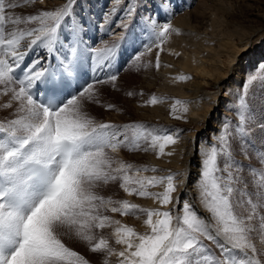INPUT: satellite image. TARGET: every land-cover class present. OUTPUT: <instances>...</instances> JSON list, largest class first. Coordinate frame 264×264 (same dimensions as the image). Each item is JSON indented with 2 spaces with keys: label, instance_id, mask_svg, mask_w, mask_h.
I'll return each mask as SVG.
<instances>
[{
  "label": "snow or ice",
  "instance_id": "6c2138e0",
  "mask_svg": "<svg viewBox=\"0 0 264 264\" xmlns=\"http://www.w3.org/2000/svg\"><path fill=\"white\" fill-rule=\"evenodd\" d=\"M31 2L24 0L25 5ZM115 2L121 4V0ZM78 4L79 0H68L59 10L30 15L27 21L38 22V27L12 30L6 35L8 21L12 25L21 24V19L6 14V9H15L19 4L17 0L7 4L0 0V86H3L0 94L9 98L0 107L11 108L17 103L18 114L6 125L0 123L3 134L0 138V264H90L84 255L66 245L62 239L65 236L79 240L91 253L103 254V264H109L108 257L112 256L117 257L118 264H264V247L257 248L250 238L253 234L264 235L261 231L264 215H260L258 227L252 224L259 213H264V171L259 173V183L249 191L252 181L241 173H255L256 169L251 165L244 169L235 161L232 147L235 142L241 155L248 157L254 130L251 125L264 131V114L258 118L245 99L257 76H250L242 86L245 95L239 99L240 124L235 132L227 131L226 125L219 137V150L214 146L210 153H205L200 199L209 217H200L187 202L180 209L183 215L175 218L176 224L169 211L140 209L146 213L144 224L150 232L137 233L119 220L103 215L102 210L126 216L133 214L138 206L105 199L94 189L119 181V187L127 195L152 198L164 207L173 202V193L178 191L175 176L137 178L140 171L147 169H136L137 177L130 176L132 165L120 163L113 168L115 161L109 153L122 148L147 152L158 147L157 155H162L166 146L178 143L179 133L137 125L97 124L90 117L81 100L94 99V84L86 83L72 90V81L78 77L75 46L70 49L74 58L65 56L60 60L57 56L62 47L58 43L60 30L66 18L75 14ZM158 6L167 7L165 0H159ZM123 7L127 10L121 20L126 40L131 25L125 21L134 18L138 7L131 0H126ZM112 12L105 14V24L111 23ZM83 26L81 22L80 27ZM78 31L79 28L73 29ZM172 31L175 29L167 23L154 28L156 48L162 51L161 45ZM35 48H40L43 55L25 64L27 55ZM94 52L100 68L119 54L115 45ZM49 56L52 68L46 66ZM155 66L159 70V53ZM117 80L118 75L113 73L107 79L97 78L95 83L115 85ZM150 102L155 105L157 99L153 97ZM253 151L258 163L264 165V148ZM218 156L223 157V168L218 166ZM165 182L163 193L148 191L150 186ZM175 199L179 203V198ZM238 208H243L247 215L238 213ZM114 224L117 225L113 233L115 243L123 246L121 251L111 247L106 238L97 239L94 234V229ZM201 237L213 242L214 247L209 248Z\"/></svg>",
  "mask_w": 264,
  "mask_h": 264
},
{
  "label": "bare ground",
  "instance_id": "6f19581e",
  "mask_svg": "<svg viewBox=\"0 0 264 264\" xmlns=\"http://www.w3.org/2000/svg\"><path fill=\"white\" fill-rule=\"evenodd\" d=\"M107 1L79 0V4L75 7L77 13L90 15V19L96 22L101 21L102 25L98 29H95L92 25L88 26L89 29H84L80 27L74 18H66V22L60 30L61 36L58 42L59 45H62L59 50L61 58L64 59L65 56L71 58L73 53L70 49L75 46L78 52L80 51L87 60L89 66L93 70L99 71L101 68L95 62L94 50L111 48L115 45L119 54L104 67L103 73L106 79L110 74L116 72L117 60L124 50H135V54L127 60L126 65L133 61L134 57L139 56V59L144 57L145 63L141 78L149 95L142 94V97H155L157 103L152 105L151 100L147 101L141 104L138 111L145 114L149 109L154 113L158 123L157 129L175 130L177 133H180L181 130L170 127L169 111L174 105L180 113H186L188 122H201L198 124L199 128L197 127L198 129L192 132L193 134L185 133V135L190 136L179 135L178 143L166 146L162 159L153 157L145 159L147 170L141 174V177L175 176L178 191L173 193V202L161 208L162 206L158 200L142 198L141 204L138 201H134L133 204L146 210L169 211L173 214V221H175L176 217L183 215L181 210H176V207H182L187 202L192 204V209L196 213H200L201 217L207 219L209 213L202 211L203 204L200 199L202 163L205 159V153H210L214 146L216 148L220 146L219 137L225 131V126L227 125V129L234 125L239 126V99L245 95L242 86L246 80L252 75L257 76L256 82L264 78V44H262L260 50H255V53L253 51L247 52V46L257 41L258 38H254L255 36L261 34L260 40L262 42L264 40V13L256 14L258 20L253 18L243 20L241 9L238 10L239 13L234 10L230 3L225 1L224 3L223 0H170V2L165 0L167 7L158 6L159 0H139V4L137 0H131V4L138 7V12L134 15L136 18H133L137 21V27L134 28L129 20L125 21V23L131 25V30L127 33V39L125 40V31L122 30L121 20L127 15V10L123 7L126 0H121L120 5H117L115 0H110L108 4ZM67 2L68 0H43L42 2L32 0L31 3L25 5L24 0H19V6L15 9H7V14H10L13 18L19 17L21 24L12 25L11 21H8L5 26L6 35L10 34L12 30L19 32L38 27V22H29L27 17L36 15L41 11L59 10ZM251 3L254 2L251 1ZM248 6L249 8L252 7L250 4ZM114 8L116 11L112 12ZM242 8L243 10L247 9V6H242ZM109 12H112L109 20L111 23L116 21V25L114 32H111L112 36L107 37L111 23L105 24L104 17ZM166 23L171 24L175 31L167 34L164 43L161 45V51L155 46L157 37L154 28ZM74 28H79V31L73 32ZM68 30L71 32L69 33ZM133 31L135 33H132ZM85 32H89L97 40L94 49H92V44L81 36ZM65 37L71 38L65 39ZM82 41L86 43L83 44ZM81 44L82 51L79 49ZM85 48L90 51L93 50V53L90 54L91 52ZM149 48H151V51H148ZM157 53L160 56L159 70L155 66ZM239 58L245 60V72L242 75L238 72L240 67H237V63H235ZM254 63H256L257 68L255 73L252 72L255 67L252 66ZM121 69L123 70L119 72L118 79L127 74L126 68ZM124 71H126V74H122ZM180 77L186 79L180 80ZM132 79H135V77L128 74L126 77L127 83H131ZM243 79L244 82H242ZM2 87L0 86V90H2ZM262 88V92H264V87L259 88V90ZM116 91H118L117 87L113 89V92ZM222 91L224 92L222 93ZM0 96L2 97L1 102L9 99L2 94ZM168 98L173 101H167ZM177 101L179 103H176ZM219 103L224 111L217 110L216 106ZM16 107L17 103H13L11 108H6L8 112L16 116L15 118L18 115L15 112ZM120 117L119 113L116 116L117 120ZM205 121H208L206 127H204ZM209 121L212 125H209ZM207 133L210 134L209 138ZM199 139H201V142H197ZM189 141L191 143L188 149L186 144ZM195 142L197 145H195ZM179 149L182 155L180 165L170 166L167 162H171L176 157L175 155L178 154L176 150ZM155 150L159 151V148L157 147ZM196 150L198 151V159L195 156ZM190 162L195 164L193 168H190L191 166L188 164ZM152 169H155V171H152ZM165 187L166 182L150 186L148 191L153 194L163 193ZM176 197L179 198V203H177ZM181 197L183 199L182 203H180ZM141 217L147 218L146 213ZM121 225L132 227L140 234L150 232L144 222L138 221V217H133L131 223L122 221ZM112 240V247L116 251L123 250L122 245L115 243L114 235ZM108 261L109 264H118V259L115 256L108 257ZM101 264H103V261Z\"/></svg>",
  "mask_w": 264,
  "mask_h": 264
},
{
  "label": "rangeland",
  "instance_id": "374dc122",
  "mask_svg": "<svg viewBox=\"0 0 264 264\" xmlns=\"http://www.w3.org/2000/svg\"><path fill=\"white\" fill-rule=\"evenodd\" d=\"M18 1L19 0H17V2ZM35 1L42 2L43 0H35ZM224 1L230 3V5H232L234 7V10H236L237 12H239L238 10L241 9V11L243 13L242 16L244 17L243 20H248L250 18L258 20V18L256 17V14L259 13V15H260V14L264 13V0H223V2ZM251 1L254 3H251ZM9 2L10 1L5 0L6 4ZM109 2H110V0L107 1V4ZM248 4L252 5V7L249 8ZM242 6H247V9L243 10ZM245 10H247V11H245ZM6 14H7V9H6ZM81 14L77 13V11L75 10V14L72 17H74L77 21H80L78 19V16H80ZM134 17L136 18V16H134ZM94 22H95V25L97 27L101 26V21L96 22L94 20ZM115 22L116 21H113L111 23V25L108 28V30H109L108 32H112L114 30V27L116 25ZM129 22H131L133 25H136L135 22H133V18L129 19ZM78 24L80 25V23H78ZM136 27H134V28H136ZM68 32L70 33L71 31L68 30ZM261 32H263V30H261ZM110 36H112V35L109 34L108 37H110ZM261 37H262L261 34L254 37V38H258V39L255 43L249 44L247 46V52L253 51L255 53V50L256 51L260 50V47L262 46V44H264V40H263V42L260 40ZM82 43L84 44L86 42L82 41ZM81 46H82V44L80 45L79 49L82 51ZM85 49L87 51L91 52L90 54L93 53V50L90 51L87 48H85ZM133 50L134 49L124 50L123 52H121L122 53L121 57L130 59L131 57H133L132 53H135V50L134 51ZM127 51H129V52H127ZM262 57H263V55H262ZM144 63H145L144 57H142L140 59H136L134 57V60L131 61L126 66H125V64H124V66L120 65L118 62V64H117L118 66H117L115 74H117V73L119 74V72H121L123 70L121 68H126L127 66L128 67L126 68L127 74H126V71H124L125 73L122 72V74H126V75L120 77L115 82V85H113L111 82H108L106 84L93 83L94 89H93L92 95H93L94 99L92 101L81 100V103L85 105L87 113L90 115L91 118L94 119L95 123H97V124L108 123V124L115 125L117 127H126L129 125H137V126H146L148 128H156L157 129L158 123L156 122L154 113L152 111H150L148 109V111L145 114H142L141 112L138 111V108L141 106V104H143L147 101H150L152 99L151 96L142 97V94L149 95V92L146 89V85L141 78L142 73H143ZM235 63H237L236 64L237 67H240L238 72L240 75H242L245 72V69H244L245 60L242 58H239L235 61ZM255 64L256 63L252 64L253 67L255 66L253 68L254 70H252V72H254V73L257 70ZM128 74H131L132 77H135V79H132L131 83H127V81H126V77ZM104 76H105V74H104ZM103 79H105V78H103ZM242 82H244V79L242 80ZM240 83H241V81H240ZM241 85H243V84L241 83ZM115 87H117L118 91L113 92V89ZM259 88H261V81L253 82V87L250 88L248 94L245 96L247 103L250 104L252 111L257 113L258 118L261 114H264V92H262L263 88L261 90H259ZM223 92L224 91H222V93ZM129 93H131V95H129ZM187 93H189V92H187ZM1 100H2V97L0 98V106L4 105V103H5L3 101L1 102ZM167 101L172 102L173 100L168 98ZM185 101H186V98H185ZM88 108H91V109H88ZM216 108H217V110L224 111V108L222 107V105L220 103L217 104ZM173 109H174V111H173ZM213 111H214V109H213ZM119 113H120L121 117L119 120H117L116 116ZM169 113H170L169 117L171 120L170 127L174 128V129L177 128V129L181 130L179 135L190 136V135H185V133L193 134L192 132H194L196 129L199 128L198 124L201 121L193 122V123L188 122L186 119V113L185 112L180 113V111L178 110V108L175 105L172 107V109L169 111ZM15 117L16 116L13 115L12 113L8 112L5 107H0V123H3L6 125L8 121H10L11 119H14ZM174 117H179V119H176ZM211 120H212V118H211ZM207 123H208V121H205L204 127L207 126ZM210 124L212 125L211 121H209V125ZM238 124H240V122ZM234 126L229 127L227 129V131L234 133L235 129L238 127L236 125H234ZM251 127L254 130L251 132L252 148H250L248 151V157L241 155V152L237 148L235 142H233V145H232L233 156H234L235 161H237L239 164L243 165L244 169H247L250 165L256 169L255 173L249 172V171H243L241 173L246 179H249L252 181V186H250L249 191L252 190L253 186H256L259 183V181H260L259 173L261 171H264V165H261L260 163H258L259 158L255 155V152L253 151V149L264 148V131L259 130L258 128L255 127V125H251ZM129 135H131V133H129ZM209 136H210V134H208L207 137L209 138ZM197 142H201V139L197 140ZM243 142H244L243 140H240L241 144H243ZM190 143H191V141L187 142L186 148L188 147V149H189ZM195 145H197L196 142H195ZM144 146L147 147L146 144ZM196 147H198V146H196ZM219 148H220V146L217 149L219 150ZM176 151H178V154L175 155L176 157H174L171 162H167V164H170V166H179L181 163V160H182L181 151H180V149L176 150ZM186 151H187V149H186ZM195 152H196L195 156L198 159V151L196 150ZM157 153H158L157 150H150V151L145 152L142 150L141 151H128L127 149L122 148L115 153L110 152L109 155L111 156L113 161H115V163H113V168L118 167L120 163L130 164V165H132V169L129 170V175L136 177L137 176L136 171H135L136 169H146L147 168L146 167V160H145L146 158H148V157H153L155 159H162L163 158L162 155H157ZM196 157H193V158H196ZM176 161H177V163H176ZM188 164H189V166H191L190 168H193L195 166V164L191 163V162ZM218 166L221 168L224 167V161H223L222 156H218ZM191 171H192V169H191ZM143 172H145V171H140L137 178H140L141 174ZM219 174L220 175H226V173H219ZM175 182H176V180H175ZM119 183H120L119 181H116V182H110L106 185L101 184L96 189H94V191L97 194L103 196L105 199L111 198L113 201H118V202L119 201H128L129 203H133L134 201H138L139 204H141L142 198L137 197V196L127 195L123 191V189H121L119 187ZM131 187H136V186L131 185ZM246 199H247V197H245V200ZM182 201H183V199L181 197L180 203H182ZM190 205L192 207L191 203H190ZM115 206H119V205L116 204ZM177 207H176L177 211H179L182 208L180 206L178 208ZM246 207L250 208L251 206L246 205ZM161 208H163V207H161ZM140 209H141L140 206H138L137 210H135V212L133 214L126 215V216H122L119 213H112L109 210H102V214L109 216L114 221L119 220L120 224L122 221L126 222V223L127 222L131 223V220L133 217H138L139 222H144L147 218L141 217V215H144L145 213L140 212L139 211ZM202 211H206L204 209V207H203ZM236 211L238 213H244L243 208H238V209H236ZM198 214L201 217L200 213H198ZM244 214L247 215V213H244ZM260 215H264V213H259L257 215V218L252 221V224L256 227H258V225L260 223V219H259ZM174 222H175V224L177 223L176 220L173 221V223ZM115 227H117V225L114 224L112 227H106L104 229H94V234L96 235L97 239H99L101 236L106 238L109 241L110 246L112 247V241H113L112 237H113ZM139 227H141V226H139ZM261 231L264 232V230H261ZM250 238H251V242L254 243L257 248L264 247V235L253 234ZM62 239L64 240V242L66 243V245L68 247L79 252L81 255H84L87 259H89L90 264H101L105 258L103 254L91 253L90 250L82 242H80L79 240H77L75 238L70 239L69 237L65 236V237H62ZM201 240L203 241L204 244L208 245L209 248L214 247L213 242H210L203 237H201Z\"/></svg>",
  "mask_w": 264,
  "mask_h": 264
}]
</instances>
